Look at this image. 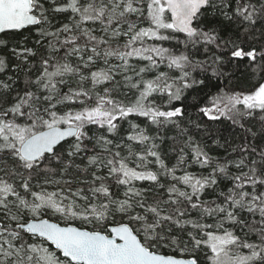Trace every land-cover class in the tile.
Returning <instances> with one entry per match:
<instances>
[{
	"label": "snow or ice",
	"instance_id": "obj_1",
	"mask_svg": "<svg viewBox=\"0 0 264 264\" xmlns=\"http://www.w3.org/2000/svg\"><path fill=\"white\" fill-rule=\"evenodd\" d=\"M0 264H264V0H0Z\"/></svg>",
	"mask_w": 264,
	"mask_h": 264
},
{
	"label": "trees",
	"instance_id": "obj_2",
	"mask_svg": "<svg viewBox=\"0 0 264 264\" xmlns=\"http://www.w3.org/2000/svg\"><path fill=\"white\" fill-rule=\"evenodd\" d=\"M214 127H220V126L219 125H215ZM225 134H227V133H225ZM169 135H172V133H169ZM203 138L205 140H207V137H203ZM208 143L210 144V141H208ZM168 144H170V141L167 142L165 145H163L165 151H167ZM212 150H213L214 153H217V152L222 153L223 152V149L216 148L215 146H213Z\"/></svg>",
	"mask_w": 264,
	"mask_h": 264
}]
</instances>
